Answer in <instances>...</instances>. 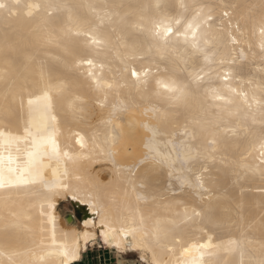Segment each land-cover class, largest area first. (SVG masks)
Listing matches in <instances>:
<instances>
[{"label":"snow or ice","instance_id":"6c2138e0","mask_svg":"<svg viewBox=\"0 0 264 264\" xmlns=\"http://www.w3.org/2000/svg\"><path fill=\"white\" fill-rule=\"evenodd\" d=\"M14 19L39 22L28 28L35 52L25 57L26 68L35 64L36 70L9 82L16 48L7 29ZM0 20L6 29L0 45L5 66L0 80L6 85L0 116L6 122L13 117L18 83L21 89L39 91L28 104L39 102L42 110L41 118L29 119L22 132L11 131L7 123L0 127V193L6 208L11 202L20 209L0 217V264H75L81 245L95 242L92 229L97 227L104 244L121 258L118 264L136 258L126 257L128 253H139L142 264H213L204 257L215 256L219 246L208 233L234 223L232 209L221 203L227 196L214 194L220 176H259L264 183V78L255 80L248 68L259 57L255 70L264 77V0L244 5L208 0H0ZM52 46L59 55L51 63L40 59L41 50ZM113 48L125 50L124 67H109L106 77L99 57ZM128 58L139 60L140 70L130 68ZM85 66L87 71H81ZM96 108L106 113L101 120L104 139L98 140L95 132L86 139L69 129L79 151L62 147L59 118L80 124ZM241 142L246 147L237 159L233 153ZM121 149L131 157L126 167L116 162ZM97 151L111 160L120 186L113 191L90 186L81 195L70 182L71 169ZM164 171L168 185L161 191ZM188 190L190 201L183 198ZM256 190L264 195V186ZM69 196L86 205L93 218L72 232L71 242L65 232L64 241L57 243L56 202ZM36 203L46 217L40 239L19 250L11 237L26 227L23 221L31 219L28 209ZM161 208L166 215L160 214ZM48 231L51 245L45 243ZM190 233H204L207 240L190 242ZM241 243L229 241L227 250H240L244 264ZM248 264H264V244L252 249Z\"/></svg>","mask_w":264,"mask_h":264},{"label":"bare ground","instance_id":"6f19581e","mask_svg":"<svg viewBox=\"0 0 264 264\" xmlns=\"http://www.w3.org/2000/svg\"><path fill=\"white\" fill-rule=\"evenodd\" d=\"M55 2H73V0H55ZM88 3H140V2H150V0H85ZM212 3H236L239 5L256 3L258 4L260 0H208ZM38 21H25L23 23L16 21L15 19L11 21L12 28L7 29L9 33L10 42L13 43L16 48V52L13 56V64L9 68L10 80L21 81L23 76L28 75L29 72L36 70V65H28L26 68L25 57L28 55L34 54L35 48L32 47L31 37L28 35V28L34 27L38 24ZM216 24H219V20L216 21ZM15 28L17 31H13ZM4 22L0 20V45L3 44L4 34H5ZM245 47V55L249 56L247 48ZM258 51V50H257ZM42 54L40 59H47L51 63V58L59 55V50L52 47H47L41 50ZM44 52H47L48 55H43ZM237 58L239 57V48H237L236 53H234ZM125 58V50L123 48H113L107 50L103 53L99 59L104 61V75L110 76L108 68L111 67L114 71L115 69H123L124 64L121 63V59ZM125 62L129 67H135L137 70H140L141 62L139 60H132L130 58L126 59ZM260 60L257 57L255 65H248V68L251 70L250 74L257 81L261 80L262 75L255 70L259 66ZM4 64L0 60V71L4 69ZM81 71L86 72V66L81 69ZM130 77V71L128 73ZM245 77L249 75V72L244 73ZM77 79L83 82V78L77 74ZM17 91L16 101L14 104L15 112L10 121H4L2 116H0V127H3L7 123L8 127L13 132H22L25 122L29 119L39 120L42 115L41 105L39 102L34 103L29 106L28 100H35L36 96L40 95L39 91L35 88L28 87L26 90L19 87V83L14 86ZM247 88V85H244ZM6 89L5 83L0 80V104L3 103V94ZM83 91V90H80ZM23 101V108L21 109L20 104ZM106 117V113L102 114L100 109L96 108L89 119L80 124L67 123L64 117L59 118L60 128L62 135L60 136V143L62 147L68 146L66 150L69 151H79V146L75 145L74 138H70L72 132L79 131L82 135L89 139L92 134L95 132L98 135V140L102 141L105 137V126L101 123ZM127 119V117H126ZM178 129L177 131H181ZM246 145L241 142L240 150L236 153H233L235 158L239 159L241 153L244 152ZM142 151V145L137 143L136 153L139 155ZM116 162L118 166L126 167L131 162V157L127 155L121 149L120 153L116 156ZM249 163H252V158H249ZM73 176L71 179V184L73 186L79 187L81 189V195H83L90 186H96L108 191H113L117 189L119 185V177L117 176L116 170L113 167L111 160L97 151L95 154H92L90 159H82L77 162L76 166L71 169ZM48 177L51 179V171L47 173ZM76 176H80L81 180L77 181ZM168 185V176L166 171L162 172L159 176V187L161 191H164ZM174 190L178 189V182L173 180ZM264 186V183L261 182L259 176L256 177H244L237 180V177L232 176L231 174L225 173L220 176L219 188L214 190L215 195L227 196L226 200H222L221 203L226 204L232 209L231 217L234 223L231 227L218 228L213 231H210L208 235L212 236V243L214 246H219L216 251V255L209 258L205 256L204 259H211L213 264H241V254L240 250L237 251H228L227 249L230 246L229 241L242 242L240 249L243 251V261L244 264H248L249 257L252 255V249H259L261 244H264V223H262V217H264V195H261L256 189ZM226 189V191H225ZM4 193H0V217H3L7 214L9 210L19 211L18 207L9 202V206L6 208L4 203ZM185 200L190 201L192 199V193L190 190L187 191V195L183 197ZM16 197L13 195V200ZM69 203H72L77 208H82L81 210L84 213L82 218L78 217V214L75 211H67ZM27 208V203H25ZM179 209H173L177 211ZM161 215H166V211L161 208ZM28 215L31 216L30 220H25L23 223L26 225L25 228H22L18 232L14 233L11 237L10 243L13 247L19 250H25L27 248L33 247V241H38L41 236V221L46 220V217H41L39 204L36 203L34 207L28 209ZM55 216L57 219L56 225V239L57 243L64 241V233L68 232V240H72V232L80 231L83 229V221L85 219H92V213L88 210L87 206L79 203V201L72 200L71 197H61L56 202ZM241 217L243 219L241 220ZM50 229V226H47ZM96 233L95 242H89L87 246L81 245V254L79 259L75 262H79L83 254L90 248L95 246L97 243L104 244L103 238L99 235V228L92 229ZM45 243L51 245V233L50 231L44 234ZM0 239H2V234H0ZM187 240L190 242H200L203 243L207 240V235L204 233H190ZM251 240L252 244H249L248 241ZM101 241V242H100ZM107 246V245H106ZM108 248H111L107 246ZM139 254V253H138ZM140 255V254H139ZM138 255V256H139ZM147 260H151V253H147Z\"/></svg>","mask_w":264,"mask_h":264},{"label":"rangeland","instance_id":"374dc122","mask_svg":"<svg viewBox=\"0 0 264 264\" xmlns=\"http://www.w3.org/2000/svg\"><path fill=\"white\" fill-rule=\"evenodd\" d=\"M75 211L78 214L79 218L84 216V213L81 209L75 207L72 203H69V207L67 211ZM101 242V241H100ZM135 256V259H124V264H142V262L138 259V253L125 254L128 256ZM83 259L86 261V264H118L120 261V257H118L113 248H108L106 245L102 243H97L95 246L90 247L84 254Z\"/></svg>","mask_w":264,"mask_h":264},{"label":"crops","instance_id":"0c3cea01","mask_svg":"<svg viewBox=\"0 0 264 264\" xmlns=\"http://www.w3.org/2000/svg\"><path fill=\"white\" fill-rule=\"evenodd\" d=\"M75 264H86V261L82 257V259L79 262L75 263Z\"/></svg>","mask_w":264,"mask_h":264},{"label":"water","instance_id":"95a60500","mask_svg":"<svg viewBox=\"0 0 264 264\" xmlns=\"http://www.w3.org/2000/svg\"><path fill=\"white\" fill-rule=\"evenodd\" d=\"M80 209H82V208H80Z\"/></svg>","mask_w":264,"mask_h":264}]
</instances>
